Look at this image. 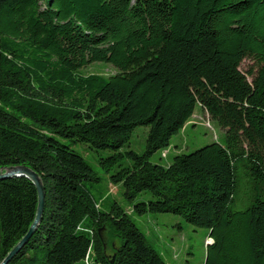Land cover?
<instances>
[{
    "label": "trees",
    "instance_id": "16d2710c",
    "mask_svg": "<svg viewBox=\"0 0 264 264\" xmlns=\"http://www.w3.org/2000/svg\"><path fill=\"white\" fill-rule=\"evenodd\" d=\"M96 62L115 73L84 72ZM197 106L224 142L152 162ZM76 143L111 151L99 162L119 166L127 201L151 194L132 213L208 228L205 264H264V0H0V168L26 165L46 188L7 264H169L122 205L100 209ZM37 206L31 179H0V263Z\"/></svg>",
    "mask_w": 264,
    "mask_h": 264
},
{
    "label": "rangeland",
    "instance_id": "374dc122",
    "mask_svg": "<svg viewBox=\"0 0 264 264\" xmlns=\"http://www.w3.org/2000/svg\"><path fill=\"white\" fill-rule=\"evenodd\" d=\"M251 64V61L246 59L242 63V69L246 70ZM83 70L85 73L108 75L115 73L116 68L108 63L96 62L88 65ZM148 131L149 126L145 125H140L134 129L130 147L136 152L142 153L145 150ZM224 140L225 130L217 121L212 120L206 111L197 106L194 116L179 134L174 135L171 145L165 150L156 152L151 157V161L167 165L179 153H189L213 141L224 142ZM64 141L68 142V140ZM73 147L88 161L100 177L99 181H87L86 185L101 210L109 211L112 204L116 202L132 213L134 203L152 198L149 192H142L133 203L125 199L123 185L112 183L110 178L119 166L111 171H106L99 162L100 157L108 156L111 151L97 150L83 143H76ZM129 163V159L124 158L123 165L126 166ZM132 218L146 234L153 247L169 264H205L207 244L212 242L208 238L210 235L208 228L194 226L180 215L168 212L132 213ZM105 235L109 241L114 240L117 242V239L112 237L110 233L106 232ZM74 264L85 263L80 260ZM87 264L97 263L89 261Z\"/></svg>",
    "mask_w": 264,
    "mask_h": 264
},
{
    "label": "water",
    "instance_id": "95a60500",
    "mask_svg": "<svg viewBox=\"0 0 264 264\" xmlns=\"http://www.w3.org/2000/svg\"><path fill=\"white\" fill-rule=\"evenodd\" d=\"M15 176H25L32 180L36 185L38 191V206L37 212L28 233L22 238V240L9 252L7 257L0 264H7L12 257L28 242L32 237L36 229L38 228L46 205V188L40 177V175L30 167L26 165L3 167L0 169V179L12 178Z\"/></svg>",
    "mask_w": 264,
    "mask_h": 264
},
{
    "label": "built area",
    "instance_id": "2783aa9c",
    "mask_svg": "<svg viewBox=\"0 0 264 264\" xmlns=\"http://www.w3.org/2000/svg\"><path fill=\"white\" fill-rule=\"evenodd\" d=\"M87 263H89V261H87Z\"/></svg>",
    "mask_w": 264,
    "mask_h": 264
}]
</instances>
